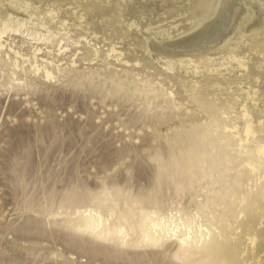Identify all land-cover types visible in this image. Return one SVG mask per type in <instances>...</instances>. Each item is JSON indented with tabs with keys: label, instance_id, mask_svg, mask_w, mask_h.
<instances>
[{
	"label": "rangeland",
	"instance_id": "1",
	"mask_svg": "<svg viewBox=\"0 0 264 264\" xmlns=\"http://www.w3.org/2000/svg\"><path fill=\"white\" fill-rule=\"evenodd\" d=\"M4 25L0 264H264V0H0Z\"/></svg>",
	"mask_w": 264,
	"mask_h": 264
},
{
	"label": "bare ground",
	"instance_id": "2",
	"mask_svg": "<svg viewBox=\"0 0 264 264\" xmlns=\"http://www.w3.org/2000/svg\"><path fill=\"white\" fill-rule=\"evenodd\" d=\"M217 22H219L218 20H217ZM216 22V23H217ZM216 23H215V25H214V30L216 31V29L218 30V26L216 25ZM7 32V27H6V25H4V27L3 28H0V45H2V38L4 37V35H5V33ZM112 49V51L114 50V48L112 47L111 48ZM240 65H243V64H241L240 63ZM35 68H36V70L38 71V69H39V67H37V66H35ZM45 68V67H44ZM45 75H46V78H49V77H51V73H50V71L49 70H47V69H45ZM168 116L167 115H165L163 118H159V122H160V124H164L165 122H166V120L168 119L167 118ZM251 134V130H250V124H247L246 125V127H245V137H247L248 135H250ZM187 145V147L188 148H190L189 147V145L188 144H186ZM263 153H264V151H262ZM161 164L162 165H159L158 166V168L159 167H162L161 169H160V171H159V174H158V176H157V185L158 186H163L165 183H166V181H168V178L169 177H167V173H166V170L167 169H169L168 167H166V166H163V165H165L166 163H162L161 162ZM88 212L89 213H91V211L90 210H88ZM48 214V213H47ZM94 214V213H93ZM92 214V215H93ZM89 215V214H88ZM90 217H91V215H89ZM149 223H150V226H149V229L151 230V231H153V232H155V231H157V230H162V229H164V227L165 226H168V225H170L171 224V222H170V224L169 223H167L166 222V220H164V218H159V220L158 221H152L151 219H149ZM180 224H181V226H183L184 228H186V231H185V233H183V232H180V233H178L177 235H176V238L178 239V241L181 243V244H187V242H188V240H189V238H190V236H189V233H191V226L190 225H188V224H186V223H183V222H180ZM173 225V224H172ZM181 228L179 227V226H176V227H174V225H173V227H172V232H173V235H175V232H179V230H180ZM200 231H201V229H199ZM151 238V237H150ZM105 242V241H104ZM111 245V244H110ZM109 245V246H110ZM109 246H104L103 245V247L105 248V249H108V250H112L111 249V247H109ZM111 253V252H110ZM117 253V252H116ZM124 253H126L127 255L129 254L127 251L125 252L124 250H120V254L121 255H123ZM111 254H114V251L111 253ZM110 256V255H109ZM118 256V255H117ZM226 257L227 256V252H223V253H221L220 254V257L221 258H223V257ZM111 257V256H110ZM130 257H132V256H127V259L129 260L130 259ZM133 257H135V256H133ZM137 257V256H136ZM140 257V256H139ZM106 258H107V256H106ZM105 258V263H108V264H120V263H118V262H116L115 261V259H121V256H120V258H112V259H110V258H107L106 259ZM114 259V260H113ZM102 260V259H101ZM122 260V259H121ZM123 260H125L124 258H123ZM122 260V261H123ZM127 260V261H128ZM233 262V261H232ZM122 264H127L126 262L125 263H123L122 262ZM134 264H142V261L140 260V259H138V258H136L135 260H134Z\"/></svg>",
	"mask_w": 264,
	"mask_h": 264
}]
</instances>
